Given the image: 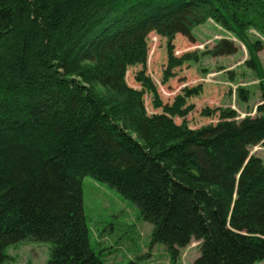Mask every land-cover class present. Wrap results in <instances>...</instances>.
I'll return each instance as SVG.
<instances>
[{
	"label": "trees",
	"instance_id": "obj_1",
	"mask_svg": "<svg viewBox=\"0 0 264 264\" xmlns=\"http://www.w3.org/2000/svg\"><path fill=\"white\" fill-rule=\"evenodd\" d=\"M209 19L264 38V0H0V264L27 239L51 243L47 264H103L86 176L134 202L174 259L198 240L194 264L264 261V160L251 153L264 108L192 129L172 118L187 114L182 98L150 116L125 79L150 33L194 40ZM237 50L224 37L211 51Z\"/></svg>",
	"mask_w": 264,
	"mask_h": 264
},
{
	"label": "rangeland",
	"instance_id": "obj_2",
	"mask_svg": "<svg viewBox=\"0 0 264 264\" xmlns=\"http://www.w3.org/2000/svg\"><path fill=\"white\" fill-rule=\"evenodd\" d=\"M194 40L182 34L173 38L156 32L147 38V61L128 67L126 82L143 90L148 115L161 114L165 106L184 100V116H172L178 125L198 129L220 120L221 111L230 108L238 118L255 116L264 108V42L256 46V32H229L209 19L193 30ZM224 37L238 47L234 54L214 55L212 49ZM171 56L182 62L171 64ZM144 72L155 91L144 88L138 79ZM264 160V146L252 148ZM83 206L91 246L103 264H194L201 242L193 240L180 248L177 257L168 247L152 239L153 225L139 207L116 188L90 176L83 179ZM51 243L27 239L9 246L3 264H47ZM256 264H264V261Z\"/></svg>",
	"mask_w": 264,
	"mask_h": 264
}]
</instances>
